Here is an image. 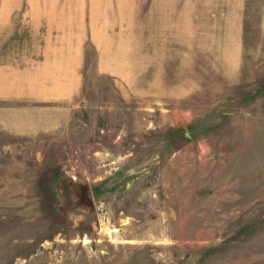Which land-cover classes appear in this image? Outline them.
<instances>
[{
	"label": "rangeland",
	"instance_id": "obj_1",
	"mask_svg": "<svg viewBox=\"0 0 264 264\" xmlns=\"http://www.w3.org/2000/svg\"><path fill=\"white\" fill-rule=\"evenodd\" d=\"M0 264H264V0H0Z\"/></svg>",
	"mask_w": 264,
	"mask_h": 264
}]
</instances>
